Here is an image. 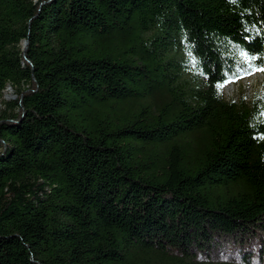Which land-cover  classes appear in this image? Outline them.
<instances>
[{
  "label": "trees",
  "instance_id": "1",
  "mask_svg": "<svg viewBox=\"0 0 264 264\" xmlns=\"http://www.w3.org/2000/svg\"><path fill=\"white\" fill-rule=\"evenodd\" d=\"M259 69L264 0H0V264L264 257Z\"/></svg>",
  "mask_w": 264,
  "mask_h": 264
},
{
  "label": "rangeland",
  "instance_id": "2",
  "mask_svg": "<svg viewBox=\"0 0 264 264\" xmlns=\"http://www.w3.org/2000/svg\"><path fill=\"white\" fill-rule=\"evenodd\" d=\"M223 95L227 101L235 102L246 99L247 103H253L258 99H264V73L254 70L237 80H230L223 88ZM4 99L7 101L15 99L12 88H7ZM260 250L261 243L258 240L222 237L216 240L200 259L207 264H264V257L259 254Z\"/></svg>",
  "mask_w": 264,
  "mask_h": 264
},
{
  "label": "snow or ice",
  "instance_id": "3",
  "mask_svg": "<svg viewBox=\"0 0 264 264\" xmlns=\"http://www.w3.org/2000/svg\"><path fill=\"white\" fill-rule=\"evenodd\" d=\"M260 71H264V69H259Z\"/></svg>",
  "mask_w": 264,
  "mask_h": 264
}]
</instances>
